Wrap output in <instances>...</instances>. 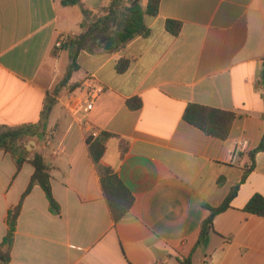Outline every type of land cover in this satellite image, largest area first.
I'll return each instance as SVG.
<instances>
[{
	"label": "crops",
	"instance_id": "obj_1",
	"mask_svg": "<svg viewBox=\"0 0 264 264\" xmlns=\"http://www.w3.org/2000/svg\"><path fill=\"white\" fill-rule=\"evenodd\" d=\"M133 0H125L126 6ZM112 0H0V127L38 124L71 64V47L82 22L105 14ZM148 0H141L145 9ZM83 9L88 10L87 17ZM167 20L182 23L179 36ZM151 30L115 53L82 51L79 65L60 90H75L93 75L104 90L83 123L57 100L46 133L28 136L17 155L42 154L51 166L59 214L50 211L36 185L23 202L9 264H264V217L245 212L254 195L264 197V150L254 169L250 154L264 135V0H161ZM63 44V45H64ZM131 60L120 74L116 65ZM75 85H78L75 89ZM140 98L131 110L127 100ZM198 104L235 113L226 140L187 123L184 112ZM102 131V163L132 192L135 203L114 225L87 138ZM116 136V137H115ZM121 142L127 149L121 157ZM244 147L236 161V143ZM0 149V243L8 213L26 192L34 167ZM239 185L231 207L218 214L207 242L198 246L204 205L220 206Z\"/></svg>",
	"mask_w": 264,
	"mask_h": 264
},
{
	"label": "trees",
	"instance_id": "obj_2",
	"mask_svg": "<svg viewBox=\"0 0 264 264\" xmlns=\"http://www.w3.org/2000/svg\"><path fill=\"white\" fill-rule=\"evenodd\" d=\"M160 2L161 0H148L147 7L144 9L141 5V0H133L127 6L125 5V0H112L110 5L105 8L104 15L97 17L92 23L82 22V33L73 39H69L63 45V47L72 48L71 64L54 93L49 95L40 122L16 128L0 127V149L16 157L18 169L27 161L24 157L17 155L18 149L22 148V143L28 136L42 137L45 135L50 115L57 104L56 97L59 96L60 90L69 83L72 74L79 68L77 63L78 55L82 51H91L93 45L101 39H104V41L100 47L107 53H115L139 36L148 37L151 30L145 23V17L156 18L159 14ZM62 3L70 6H82V0H62ZM83 14L87 17L89 15L88 10L83 9ZM166 29L177 37L181 33L182 23L167 20ZM130 65L131 60L121 59L116 65V70L118 73L123 74L129 69ZM77 86L75 85L73 88L75 89ZM127 105L131 110H138L143 104L140 98H132L127 100ZM183 118L187 123L200 129L206 135L224 141L230 135L236 115L231 111L189 104ZM111 137H114V135L102 131L97 137L89 136L87 138V145L90 157L97 166L110 216L114 225H117L132 210L135 197L118 174L112 168L102 163L106 151V143ZM126 149V144L121 142V157L124 156ZM263 150L264 135L260 145L250 154L252 165L246 170L242 181H245L248 174L254 169L256 154ZM27 162L33 165L35 171L19 204L8 213L9 230L2 243H0V264H9L11 262V250L14 244L17 221L22 211L24 199L31 193L34 186L39 185L44 190L50 204V211L54 214H59L60 212V206L55 200L52 191L51 166L46 161V158L42 154L36 153ZM238 190L239 185L233 187L230 194L218 207L204 205L210 211V215L202 224L198 246L207 242L209 233L213 230L214 218L231 207V203L236 197ZM244 210L249 214L264 217V197L259 194L254 195ZM182 263L191 264V258L183 260Z\"/></svg>",
	"mask_w": 264,
	"mask_h": 264
},
{
	"label": "built area",
	"instance_id": "obj_3",
	"mask_svg": "<svg viewBox=\"0 0 264 264\" xmlns=\"http://www.w3.org/2000/svg\"><path fill=\"white\" fill-rule=\"evenodd\" d=\"M66 39L67 37H62L56 43V47L62 48ZM103 90L104 88L97 83L96 77L90 75L85 79L81 87L75 90L67 89L64 94L57 96L56 99L62 104L68 114L73 116L76 121L83 123L94 109L95 102ZM243 147L242 142L236 143L232 152L233 161H236L239 157Z\"/></svg>",
	"mask_w": 264,
	"mask_h": 264
},
{
	"label": "water",
	"instance_id": "obj_4",
	"mask_svg": "<svg viewBox=\"0 0 264 264\" xmlns=\"http://www.w3.org/2000/svg\"><path fill=\"white\" fill-rule=\"evenodd\" d=\"M103 40V39H102Z\"/></svg>",
	"mask_w": 264,
	"mask_h": 264
}]
</instances>
